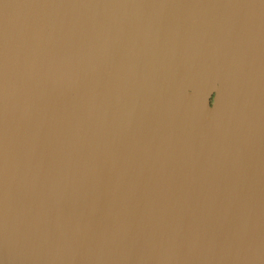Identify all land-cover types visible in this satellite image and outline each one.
Returning <instances> with one entry per match:
<instances>
[{
	"label": "water",
	"instance_id": "obj_1",
	"mask_svg": "<svg viewBox=\"0 0 264 264\" xmlns=\"http://www.w3.org/2000/svg\"><path fill=\"white\" fill-rule=\"evenodd\" d=\"M0 264H264V0H0Z\"/></svg>",
	"mask_w": 264,
	"mask_h": 264
}]
</instances>
